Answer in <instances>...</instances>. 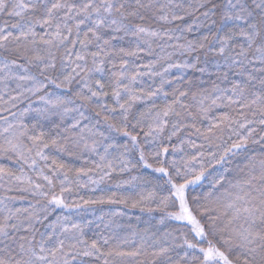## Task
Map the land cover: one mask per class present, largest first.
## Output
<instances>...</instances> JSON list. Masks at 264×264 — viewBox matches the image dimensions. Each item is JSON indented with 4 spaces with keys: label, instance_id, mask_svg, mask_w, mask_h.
I'll use <instances>...</instances> for the list:
<instances>
[{
    "label": "snow or ice",
    "instance_id": "obj_1",
    "mask_svg": "<svg viewBox=\"0 0 264 264\" xmlns=\"http://www.w3.org/2000/svg\"><path fill=\"white\" fill-rule=\"evenodd\" d=\"M0 264H264V0H0Z\"/></svg>",
    "mask_w": 264,
    "mask_h": 264
},
{
    "label": "trees",
    "instance_id": "obj_2",
    "mask_svg": "<svg viewBox=\"0 0 264 264\" xmlns=\"http://www.w3.org/2000/svg\"><path fill=\"white\" fill-rule=\"evenodd\" d=\"M197 190L199 191V188ZM133 215H139V212L138 211H134Z\"/></svg>",
    "mask_w": 264,
    "mask_h": 264
}]
</instances>
